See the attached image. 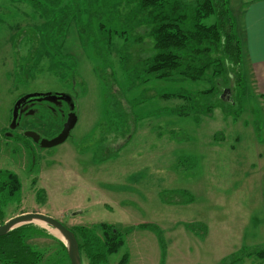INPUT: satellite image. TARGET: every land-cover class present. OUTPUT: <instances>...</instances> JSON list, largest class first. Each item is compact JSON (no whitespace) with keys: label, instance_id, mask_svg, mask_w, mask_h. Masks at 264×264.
Here are the masks:
<instances>
[{"label":"rangeland","instance_id":"obj_1","mask_svg":"<svg viewBox=\"0 0 264 264\" xmlns=\"http://www.w3.org/2000/svg\"><path fill=\"white\" fill-rule=\"evenodd\" d=\"M251 1L230 0L237 26ZM76 2L64 0L47 17L22 1L0 0V171L15 173L21 184L8 203L0 196L4 223L41 213L75 233L85 227L100 235L102 224L114 226L123 245L106 264H121L124 256L126 264H264L256 254L264 250V100L246 70L241 95L230 78L133 86L121 63L126 42L113 36L129 29V16ZM118 2L108 0L112 7ZM63 9L74 11L68 25ZM147 42L130 48L134 59L153 54ZM214 84L209 101L216 106L208 114L177 109L193 107V100L162 97ZM225 91L226 102L234 101L227 113L218 106ZM44 92L70 93L78 119L55 148L41 152L16 140L33 149L31 168L26 148L3 134L16 100ZM44 118L41 112L22 123ZM46 123L56 126L55 119ZM27 225L52 236L27 233L39 264H69L57 230Z\"/></svg>","mask_w":264,"mask_h":264},{"label":"trees","instance_id":"obj_2","mask_svg":"<svg viewBox=\"0 0 264 264\" xmlns=\"http://www.w3.org/2000/svg\"><path fill=\"white\" fill-rule=\"evenodd\" d=\"M18 1L29 4L38 13L49 17L53 12L59 11L64 0ZM87 3L93 7L98 5L105 10L100 12H118L121 16H129V29L116 31L113 36L126 42L125 47L121 49V63L124 71L130 72V76L135 78L133 86L147 84L152 80L175 84L199 82L204 79L216 82L220 78L227 82L230 78L235 82V93L238 91L241 95L245 91V88H242L245 83L243 47L237 23L230 9V0H119L115 7L108 4V0H87ZM75 4L77 5L76 0ZM62 11L68 17L64 25H68L74 17V11ZM211 17L215 20L208 24L206 21ZM128 38H132V41ZM145 40L151 45L153 54L147 58L134 59L135 52L132 55L130 48ZM132 59L135 64H131ZM216 93L217 87L214 84L210 89L196 94L180 92L163 94L162 97L165 100L179 99L181 102L193 100V107L185 103L177 109H191L208 114L216 106L209 101ZM220 99L224 105L218 106L225 113L229 112L228 109L234 101L229 103ZM173 111L178 112L176 109ZM20 188L21 184L15 173L0 172V196L6 199V203L19 196ZM1 206L0 224H3ZM99 227L102 230L100 235L95 229L78 227L76 233L70 229L77 237L82 259L86 257L89 264H106L109 256L117 253L123 245L121 235L114 226L102 224ZM28 232L49 236L44 231L24 225L0 237L2 264L40 263L39 253L25 244ZM61 245L70 264L66 247L63 243ZM256 254L264 259V250L256 251ZM120 263L126 264L127 256H124Z\"/></svg>","mask_w":264,"mask_h":264},{"label":"water","instance_id":"obj_3","mask_svg":"<svg viewBox=\"0 0 264 264\" xmlns=\"http://www.w3.org/2000/svg\"><path fill=\"white\" fill-rule=\"evenodd\" d=\"M228 92H224V96L222 99L225 100V97L227 96ZM40 95L41 97H48L50 94H34V95H26L25 97L19 99L13 108L12 113V121L10 124V130L14 131L16 130L20 123H19V108L21 104L26 101L28 98L32 96ZM60 97L61 100L66 101L70 107V115L68 117L67 122L64 124V128L62 132L56 136L55 138L49 140V139H43L41 138L36 132L27 131L25 133L26 137L32 138L35 143L40 145L43 149H52L59 145L64 144L68 138L70 137L71 131L75 128L77 124V116L76 113L73 111L75 110L74 103L69 95H57L54 96ZM49 99V98H46ZM50 99V101H52ZM6 137H11V134L6 133ZM35 221H39L42 223H45L46 225L52 227L53 229L57 230L60 235L63 238V243L65 244L67 255L70 261V264H83L82 257L80 254L79 249V243L77 240V237L73 231H71L69 228L65 227L60 221L56 220L55 218H52L50 216L41 214V213H26L19 216H16L14 218H11L10 220L6 221L5 223L0 225V237L6 236L9 232L13 231L16 228H19L23 225L34 223Z\"/></svg>","mask_w":264,"mask_h":264},{"label":"flooded vegetation","instance_id":"obj_4","mask_svg":"<svg viewBox=\"0 0 264 264\" xmlns=\"http://www.w3.org/2000/svg\"><path fill=\"white\" fill-rule=\"evenodd\" d=\"M34 94H39V93H33V94H28V95H34ZM43 94V93H42ZM44 94H50L48 97H41L40 95L37 96H32L30 98H28L26 101H24L20 108H19V114H20V118H19V127L14 130L11 131L10 130V126L9 128L6 130V132L3 134L5 138H7V140H10L11 142H16L15 147H17L18 149L21 150L20 144L18 141H21L22 138H25L27 141H30L35 148L41 150V152H43L44 150H48V149H43L40 147V145H38L37 143L34 142V140L32 138L26 137L25 133L27 131H32V132H36L41 138L43 139H53L56 136H58L63 128H64V124L67 122L68 117L70 115V107L68 105V103L66 101H63L60 99V97H54L57 95H69L74 103V100L72 98V96L70 95V93H63V92H44ZM27 95V94H26ZM26 95H23L21 97H19L16 102L25 97ZM49 98V99H46ZM52 101H50V99H52ZM75 106V103H74ZM42 112V116L45 117L42 121H38L36 123V125H28L26 123H24L25 121H27L29 118H34L41 114ZM74 113H76V106H75V110L73 111ZM77 116V113H76ZM49 119H55L56 123H55V127H51L50 125H48L47 123L45 124V122H48ZM78 119V117H77ZM48 120V121H47ZM12 121V118H11ZM22 121H24L22 123ZM43 123L44 125L40 124ZM22 128L23 132L21 134H18L16 131ZM55 131V135H52V132ZM72 132V131H71ZM6 133L11 134V137H6ZM71 135V134H70ZM18 140V141H16ZM23 147L26 148V150L29 152L30 151L34 153L33 149L29 147V145H25V144H21ZM32 147V146H31ZM16 153V151H15ZM29 156H31L30 159V167L33 168L36 165V155H32L30 154ZM30 168V169H31ZM0 172H10V171H0ZM1 206V205H0ZM2 263V262H1Z\"/></svg>","mask_w":264,"mask_h":264},{"label":"crops","instance_id":"obj_5","mask_svg":"<svg viewBox=\"0 0 264 264\" xmlns=\"http://www.w3.org/2000/svg\"><path fill=\"white\" fill-rule=\"evenodd\" d=\"M238 33L244 41L246 53L243 57V70L254 86L257 99L264 100V0H252L242 21L238 20Z\"/></svg>","mask_w":264,"mask_h":264}]
</instances>
